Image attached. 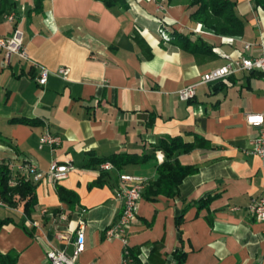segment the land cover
I'll return each mask as SVG.
<instances>
[{
	"label": "crops",
	"instance_id": "crops-1",
	"mask_svg": "<svg viewBox=\"0 0 264 264\" xmlns=\"http://www.w3.org/2000/svg\"><path fill=\"white\" fill-rule=\"evenodd\" d=\"M11 1L0 13V37L20 29L28 59L7 65L0 53V155L14 164L32 161L45 173L53 163L74 170L60 182L33 183L37 206L29 218L21 209L0 208L1 219L19 224L0 228V252L18 253L17 264H48V250L67 252L84 219L85 251L75 264H125L126 248L141 264H264V224L248 210L264 193V160L248 152L259 129L247 123L249 114H264V74L242 72L218 88L200 85L190 101L178 94L231 60L264 56V10L236 0L245 34L230 37L194 22L190 0H124L128 7L113 8L99 0H45L38 13L34 0ZM12 14L14 22L7 19ZM174 33L202 38L217 56L181 49ZM40 67L51 71L46 86L38 82ZM46 131L62 137L54 151L39 149ZM194 135L207 143L180 153L181 164L198 172L184 180L179 197L143 195L127 243L109 238L123 208L119 174L155 181L165 156L150 145L164 136L193 143ZM122 154L139 163L121 172L89 166L93 158ZM102 174L105 185L91 187ZM58 185L76 195L75 208L60 199Z\"/></svg>",
	"mask_w": 264,
	"mask_h": 264
},
{
	"label": "trees",
	"instance_id": "trees-1",
	"mask_svg": "<svg viewBox=\"0 0 264 264\" xmlns=\"http://www.w3.org/2000/svg\"><path fill=\"white\" fill-rule=\"evenodd\" d=\"M45 0H34L33 11L38 13L43 11V4ZM103 2L108 8L115 6L128 5L124 0H99ZM257 7L264 10V0H253ZM14 6L11 0H0V13L5 14ZM191 19L197 24H202L207 30L213 32L218 36L242 37L245 34V22L237 13L236 0H190ZM173 42L181 49L188 51L195 55H207L216 57L212 53V46L202 38L194 39L189 34L174 33ZM258 72V71H257ZM262 75L263 73L260 72ZM218 84L215 87H221ZM25 124H34V121L28 119L18 120ZM195 142H187L183 137H161L157 143L150 145L153 153L157 151L163 152L165 156L164 162L157 165L158 178L150 182L144 192V196L149 201H157L160 196L168 198H177L180 195V186L184 180L198 172V168L194 166H184L179 161L180 153H189L196 148L198 142L207 143L206 139L200 135H194ZM105 162H110L114 165L118 172L123 171L127 166L139 163L136 155L122 154L114 155L106 159L93 158L89 166L99 167ZM12 176V168L8 161L0 165V203L7 208L21 209L24 215L29 218L37 206L36 185L29 181H21L17 187H10L9 180ZM106 174H102L100 178L91 187H103L106 183ZM57 192L60 199L75 208L77 198L74 193L65 189L62 186H57ZM213 198L209 197L203 199L198 203L201 207H206L212 202ZM184 215L177 219V226L180 228L183 222ZM16 224L13 218H0V228L5 225ZM23 228L28 230L24 224H20ZM29 232V231H28ZM30 233V232H29ZM32 234V233H31ZM185 255L182 254L181 259ZM19 254L16 252H9L3 254L0 252V264H17ZM125 264L133 262L134 264H141L139 257L134 254L129 248L125 250Z\"/></svg>",
	"mask_w": 264,
	"mask_h": 264
},
{
	"label": "built area",
	"instance_id": "built-area-1",
	"mask_svg": "<svg viewBox=\"0 0 264 264\" xmlns=\"http://www.w3.org/2000/svg\"><path fill=\"white\" fill-rule=\"evenodd\" d=\"M10 22H14L15 15L7 16ZM165 39L169 37L163 33ZM246 50L251 48L250 45L245 46ZM0 53L4 54L5 64L9 65L14 57L27 60L28 53L24 44V33L20 29H15L10 37H0ZM259 71L264 74V56L258 58L241 57L238 60H231L227 65L210 70L204 73L200 81L196 84L182 88L178 94L183 101H190L197 95V89L200 85H211L218 83H227L232 77L242 72ZM64 72V70H61ZM51 71L45 67H40V77L38 82L41 86H46ZM247 123L259 129V136L251 143L248 152L256 155L264 160V114H249ZM62 143V137L46 131L39 140V149L46 147L52 151L56 150ZM4 162L0 155V165ZM12 168V176L9 180V186L17 187L21 181H29L39 184L45 178H50L55 182H60L68 177L74 170L70 164L53 163L48 173L39 169L32 161H23L20 164L9 162ZM104 172L115 170L110 162H105L100 166ZM120 185L117 190V199L123 203L122 213L118 222L107 231L109 238L121 239L127 243V237L131 227L136 222L140 203L143 199L149 181L146 177L134 174H119ZM1 206H3L0 203ZM250 215L261 224H264V193L254 199L249 206ZM83 213L85 211H82ZM87 224L84 219L80 220L79 228L76 231L75 252L74 255L68 256L63 250L50 248L46 254L48 264H75L78 257L85 251ZM61 238L66 236L60 235Z\"/></svg>",
	"mask_w": 264,
	"mask_h": 264
},
{
	"label": "water",
	"instance_id": "water-1",
	"mask_svg": "<svg viewBox=\"0 0 264 264\" xmlns=\"http://www.w3.org/2000/svg\"><path fill=\"white\" fill-rule=\"evenodd\" d=\"M74 252H75V246L71 245L66 253L68 256L72 257L74 255Z\"/></svg>",
	"mask_w": 264,
	"mask_h": 264
},
{
	"label": "rangeland",
	"instance_id": "rangeland-1",
	"mask_svg": "<svg viewBox=\"0 0 264 264\" xmlns=\"http://www.w3.org/2000/svg\"><path fill=\"white\" fill-rule=\"evenodd\" d=\"M0 208L2 209V208H4V207L0 206Z\"/></svg>",
	"mask_w": 264,
	"mask_h": 264
}]
</instances>
